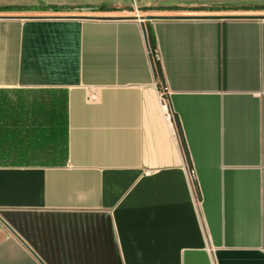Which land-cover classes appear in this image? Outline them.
Masks as SVG:
<instances>
[{
    "label": "crops",
    "instance_id": "obj_1",
    "mask_svg": "<svg viewBox=\"0 0 264 264\" xmlns=\"http://www.w3.org/2000/svg\"><path fill=\"white\" fill-rule=\"evenodd\" d=\"M210 2L0 0V264H264V19Z\"/></svg>",
    "mask_w": 264,
    "mask_h": 264
},
{
    "label": "rangeland",
    "instance_id": "obj_2",
    "mask_svg": "<svg viewBox=\"0 0 264 264\" xmlns=\"http://www.w3.org/2000/svg\"><path fill=\"white\" fill-rule=\"evenodd\" d=\"M243 3L238 7L231 6L230 4L225 3H206L205 7L202 8H188L180 7L181 11H174L175 14L171 17L174 18H188V19H197V18H223V17H232V18H241V19H264V0H249L253 3H245L246 0H240ZM249 8L250 10H244ZM232 9H238L233 11ZM142 12V11H141ZM139 16L143 20H147V17H161L159 13L145 12L140 13Z\"/></svg>",
    "mask_w": 264,
    "mask_h": 264
},
{
    "label": "built area",
    "instance_id": "obj_3",
    "mask_svg": "<svg viewBox=\"0 0 264 264\" xmlns=\"http://www.w3.org/2000/svg\"><path fill=\"white\" fill-rule=\"evenodd\" d=\"M136 17L142 19L139 16V11L138 10L136 11ZM98 99H99L98 95L96 93H94V92H92L89 95V97H88V100L91 103H96L98 101ZM160 101H161L162 107L164 108L166 119L169 122H171L173 120V115H172V113L169 110V106H168L169 105L168 104V92H167V90L165 88L160 90Z\"/></svg>",
    "mask_w": 264,
    "mask_h": 264
},
{
    "label": "trees",
    "instance_id": "obj_4",
    "mask_svg": "<svg viewBox=\"0 0 264 264\" xmlns=\"http://www.w3.org/2000/svg\"><path fill=\"white\" fill-rule=\"evenodd\" d=\"M244 10H250V9L247 8ZM147 35H148V41H149V45H150V54H151L152 61H153L154 67H155V71H156V74L158 76V79L160 81H162L163 75H162L160 60H159V57L157 54L156 40H155V37H154L151 29H148Z\"/></svg>",
    "mask_w": 264,
    "mask_h": 264
},
{
    "label": "water",
    "instance_id": "obj_5",
    "mask_svg": "<svg viewBox=\"0 0 264 264\" xmlns=\"http://www.w3.org/2000/svg\"><path fill=\"white\" fill-rule=\"evenodd\" d=\"M161 17H147V20H155V19H160ZM197 19H206V18H197ZM219 19H233L232 17H223Z\"/></svg>",
    "mask_w": 264,
    "mask_h": 264
}]
</instances>
